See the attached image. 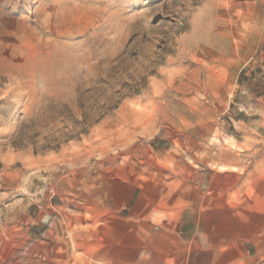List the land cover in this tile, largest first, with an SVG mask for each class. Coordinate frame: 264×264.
Listing matches in <instances>:
<instances>
[{
    "label": "rangeland",
    "instance_id": "1",
    "mask_svg": "<svg viewBox=\"0 0 264 264\" xmlns=\"http://www.w3.org/2000/svg\"><path fill=\"white\" fill-rule=\"evenodd\" d=\"M0 264H264V0H0Z\"/></svg>",
    "mask_w": 264,
    "mask_h": 264
},
{
    "label": "bare ground",
    "instance_id": "2",
    "mask_svg": "<svg viewBox=\"0 0 264 264\" xmlns=\"http://www.w3.org/2000/svg\"><path fill=\"white\" fill-rule=\"evenodd\" d=\"M258 5V4H257ZM261 7V6H260ZM261 14V13H260ZM252 17H255V15L252 14Z\"/></svg>",
    "mask_w": 264,
    "mask_h": 264
}]
</instances>
